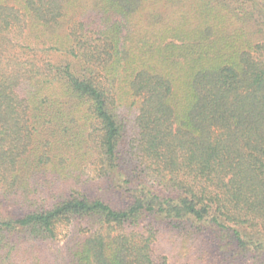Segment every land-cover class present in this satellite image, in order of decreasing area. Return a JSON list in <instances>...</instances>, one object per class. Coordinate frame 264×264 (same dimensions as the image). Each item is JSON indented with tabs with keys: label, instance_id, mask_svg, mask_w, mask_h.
Returning a JSON list of instances; mask_svg holds the SVG:
<instances>
[{
	"label": "trees",
	"instance_id": "obj_1",
	"mask_svg": "<svg viewBox=\"0 0 264 264\" xmlns=\"http://www.w3.org/2000/svg\"><path fill=\"white\" fill-rule=\"evenodd\" d=\"M165 243L264 264V0H0V264Z\"/></svg>",
	"mask_w": 264,
	"mask_h": 264
},
{
	"label": "rangeland",
	"instance_id": "obj_2",
	"mask_svg": "<svg viewBox=\"0 0 264 264\" xmlns=\"http://www.w3.org/2000/svg\"><path fill=\"white\" fill-rule=\"evenodd\" d=\"M66 232V230H62L61 231V235H60V239H63V234ZM62 244V241L61 243H59V245ZM159 249L162 253H164V255H168L170 257V264H179V259L182 257L183 253H184V250L183 249H178V248H175L173 247L172 245L170 244H161L159 246Z\"/></svg>",
	"mask_w": 264,
	"mask_h": 264
}]
</instances>
